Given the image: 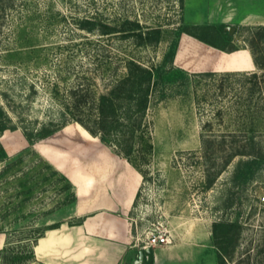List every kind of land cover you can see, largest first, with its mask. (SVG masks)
<instances>
[{
  "label": "rangeland",
  "instance_id": "rangeland-1",
  "mask_svg": "<svg viewBox=\"0 0 264 264\" xmlns=\"http://www.w3.org/2000/svg\"><path fill=\"white\" fill-rule=\"evenodd\" d=\"M250 14L263 17L264 0H0V104L10 117L0 129V264L33 246L45 226H72L98 214L110 196L102 179L116 163H130L64 116L71 87L104 92L126 72L127 59L161 66L183 25L220 23L229 34L223 45L249 49L262 67L221 70L218 63L230 51L182 37L166 70L181 69L185 77L153 93L154 148L140 168L130 163L141 184L127 215H115L128 220L137 252L152 233L171 237L156 247L154 264H219L212 231L222 220L241 226L228 264H264V24L244 21ZM127 19L145 31L161 28L160 42L101 34L102 24L121 26ZM86 20L97 22L94 32L82 26ZM44 126L57 130L44 138L27 135ZM238 147L261 156H236L209 186ZM71 177L87 183L88 194L78 197ZM80 206L88 210L76 217ZM49 240L41 238L42 246ZM132 257L121 264H133Z\"/></svg>",
  "mask_w": 264,
  "mask_h": 264
},
{
  "label": "trees",
  "instance_id": "trees-1",
  "mask_svg": "<svg viewBox=\"0 0 264 264\" xmlns=\"http://www.w3.org/2000/svg\"><path fill=\"white\" fill-rule=\"evenodd\" d=\"M226 24L183 25L178 30L177 38L170 46L161 66H146L136 59H127L124 65L126 72L121 76L117 75L118 77L108 85L104 92L93 93L82 84L71 87L69 95L63 99L64 116H69L73 121L80 123L101 141L115 146L119 154L135 167L140 168L139 164L149 159L154 148L151 141L150 122H148L152 95L163 84L185 77V72L181 69L166 70L168 64H172L176 59L182 37L188 35L211 47L233 52L238 49L229 50L223 45V42L229 39V34H224L223 29ZM82 26L94 32L97 22L86 20ZM261 28L264 29V26ZM100 32L103 35L121 33L122 38H135L137 43L141 44H156L162 37L161 28L145 31L138 21L131 19L124 21L121 26L102 24ZM255 62L262 67L256 58ZM254 75L258 76L257 73ZM9 120L6 109L0 104V129H5ZM56 130L57 128L49 129L44 126L35 133L33 131L27 135L44 138ZM248 154L261 156L246 151L245 147L232 149L224 159L222 167L210 180L209 186L233 158ZM250 165L249 163L248 168ZM83 221L84 219L81 218L75 224H82ZM62 224V222H55L45 226L35 237L33 246L27 244V250L7 255L5 264H28L34 261L36 259L35 246L39 239L45 236L48 230L60 228ZM240 228V224L234 221L222 220L213 224L212 232L219 264H228V256H232L230 254L235 250L233 246L239 239ZM1 252L4 251L0 250Z\"/></svg>",
  "mask_w": 264,
  "mask_h": 264
},
{
  "label": "crops",
  "instance_id": "crops-1",
  "mask_svg": "<svg viewBox=\"0 0 264 264\" xmlns=\"http://www.w3.org/2000/svg\"><path fill=\"white\" fill-rule=\"evenodd\" d=\"M243 20L264 24V16L256 14L245 16ZM236 61H241L242 65L237 64ZM218 65L221 70L223 68L228 71L253 70L256 67L251 51L246 48L224 53ZM115 156L112 157L115 158ZM116 164L113 165V171L109 177L105 176L102 179L105 183L107 182L106 190L108 189L110 195L108 202H103L105 206L101 205L100 212L95 216L86 217L82 224L71 226L63 223L60 228L49 230L43 236L49 238V242L42 246L41 238L43 237H41L35 246L38 260L46 263H51L52 260L55 264H121L127 255H132L133 264H139L140 250L137 252L135 245L129 242V222L126 217L115 214L117 210L123 215L131 210L141 184V175L139 171H130V163L125 162L120 166ZM71 181L77 186L78 197L88 194L87 183L80 186L73 177ZM116 189L119 190L117 197ZM96 209L98 206H95L93 210ZM84 210L88 209L80 206L75 216H83L86 212ZM154 252L156 260V256L160 255L159 250L156 248Z\"/></svg>",
  "mask_w": 264,
  "mask_h": 264
},
{
  "label": "built area",
  "instance_id": "built-area-1",
  "mask_svg": "<svg viewBox=\"0 0 264 264\" xmlns=\"http://www.w3.org/2000/svg\"><path fill=\"white\" fill-rule=\"evenodd\" d=\"M171 242V237L166 232H158V233H152V235L149 237L148 241L146 242L145 248L152 247L156 248L159 245L168 244Z\"/></svg>",
  "mask_w": 264,
  "mask_h": 264
},
{
  "label": "water",
  "instance_id": "water-1",
  "mask_svg": "<svg viewBox=\"0 0 264 264\" xmlns=\"http://www.w3.org/2000/svg\"><path fill=\"white\" fill-rule=\"evenodd\" d=\"M155 261L154 248L148 247L140 250L139 264H153Z\"/></svg>",
  "mask_w": 264,
  "mask_h": 264
},
{
  "label": "bare ground",
  "instance_id": "bare-ground-1",
  "mask_svg": "<svg viewBox=\"0 0 264 264\" xmlns=\"http://www.w3.org/2000/svg\"><path fill=\"white\" fill-rule=\"evenodd\" d=\"M236 63L239 64V65H242V62H241V61H236ZM81 128H82L83 131L86 132L87 134L89 133V132L87 131V129H85V127L81 126Z\"/></svg>",
  "mask_w": 264,
  "mask_h": 264
}]
</instances>
